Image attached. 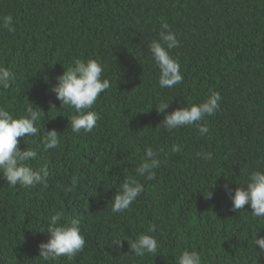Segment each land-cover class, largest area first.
<instances>
[{"label": "trees", "instance_id": "1", "mask_svg": "<svg viewBox=\"0 0 264 264\" xmlns=\"http://www.w3.org/2000/svg\"><path fill=\"white\" fill-rule=\"evenodd\" d=\"M7 15L16 31L0 29V66L15 83L0 89V106L14 117L32 106L44 111L41 133L20 148L37 151L30 165L49 175L46 186L33 188H10L0 178V264H176L184 250L202 253L204 264H264L252 245L257 231L264 237V220L253 219L249 205L231 211L224 190L227 183L234 194L247 172L264 170V0H0V17ZM162 21L181 42L171 54L184 80L172 89L160 88L148 49ZM77 59L100 60L112 82L92 109L98 127L79 135L69 124L74 109L61 108L51 92ZM209 90L222 96L220 111L207 118L209 136L158 126L160 102L171 103L167 114L202 102ZM51 129L63 135L62 146L45 151L43 131ZM173 144L182 151L173 153ZM145 146L166 153L154 181L135 173ZM201 151L214 159H197ZM128 177L145 192L113 214L112 199ZM60 210L65 221L80 220L85 248L71 261L45 262L39 245ZM140 234L156 237V256L130 252L127 241ZM116 236L127 241L116 247Z\"/></svg>", "mask_w": 264, "mask_h": 264}, {"label": "clouds", "instance_id": "2", "mask_svg": "<svg viewBox=\"0 0 264 264\" xmlns=\"http://www.w3.org/2000/svg\"><path fill=\"white\" fill-rule=\"evenodd\" d=\"M0 29L15 33L12 15L0 17ZM180 46L177 33L166 21H162L157 38L148 44L151 59L159 71L158 84L162 89H172L184 80L180 62L171 54L172 50ZM105 71V65L98 59L86 61L77 59L56 78L57 84L51 88V92L60 101L61 108H71L75 111V115L69 120L72 133L88 134L98 127L100 115L92 109L101 94L112 87L111 80L105 78ZM14 83V73L9 68L0 66V89L8 90ZM221 101L220 92L209 90V95L202 102L179 107L167 114L165 110L171 103L162 101L155 107L158 113L164 114L158 126L162 125L163 129L170 133L185 127H193L200 137H207L210 135L207 118L215 116L220 111ZM54 109L53 105L52 110ZM43 114L42 109L32 106L26 109L25 114L14 117L9 110L0 106V178H3L10 188L47 185L49 175L47 169L33 168L30 165V161L36 160L37 151L26 147L23 150L20 148L21 142L25 145L31 138L41 133V128L37 125ZM62 136L56 129L43 131L44 150L59 149L62 146ZM171 151L179 153L182 151V146L173 144ZM161 154L166 155L163 148L154 150L145 146L141 163L135 168L136 176L144 178L145 181L156 180V170L165 163L160 158ZM195 157L205 162L214 159L211 151L196 152ZM261 161H264V157H261ZM75 183L73 179V186ZM239 185L234 194L229 184L224 185V190L231 199V211L237 212L244 209L245 205H249L251 217L255 220H264V170L258 168L247 172L246 178ZM210 188L207 189L205 196L208 199L214 194L209 191ZM66 191L71 192L72 187H67ZM144 192L143 183L135 177H128L120 184L119 191L112 199L111 212L117 214L130 210ZM64 217L63 210L56 211L46 223V231L50 238L46 243L39 245V257L45 262L56 261L61 257L71 261L85 248L86 240L81 233L80 220L73 217L68 222ZM44 230L41 226L40 231ZM257 232L252 238V245L260 255V252H264V237H258ZM123 241L127 240L116 236L112 238L111 244L120 247ZM127 242L130 245V252L136 257L156 256L160 249L158 240L150 234H140L134 241ZM257 246L260 252L256 250ZM176 264H204V257L196 250H184L176 257Z\"/></svg>", "mask_w": 264, "mask_h": 264}]
</instances>
